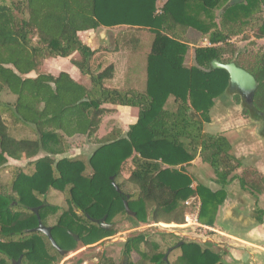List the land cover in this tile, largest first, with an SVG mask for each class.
<instances>
[{"label":"trees","instance_id":"1","mask_svg":"<svg viewBox=\"0 0 264 264\" xmlns=\"http://www.w3.org/2000/svg\"><path fill=\"white\" fill-rule=\"evenodd\" d=\"M228 1L0 0V174L15 152H21L32 168L30 173L17 168L1 187L0 264H14L19 258L20 264H57L59 253L44 235L33 231L34 208H39L40 220L51 228L56 244L68 253L78 242L92 245L114 234L92 221L103 217L111 225L121 215L135 225H182L186 202L192 198L200 204L198 223L213 227L226 198L224 188L234 180L238 164L225 137L203 132V125L212 122L215 101L229 93L228 74L210 65L232 55L229 36L252 27L254 21L256 38H264V0H244L230 7ZM101 27L125 30L118 36L130 34V29H146L153 35L144 91L114 88L112 68L101 70L100 63L95 64L98 50L84 45L78 35ZM188 29L211 45L194 50L195 66L189 68L183 65ZM73 55L78 58L72 64L89 78L90 86L64 72L57 76L40 72L45 59ZM252 59L249 67L240 66L257 82L252 105L243 103L244 115L261 124L264 50ZM170 98L173 110L167 104ZM108 106L136 108V123L126 133L114 128L98 138L86 163L65 156L69 139L97 136L103 118L113 112ZM25 131L29 137L19 138ZM205 154L220 190L192 187L186 167ZM128 159L133 166L126 181L134 188L131 192L115 183ZM88 169L91 173H86ZM51 190L65 195L67 209L46 203ZM124 202L134 217L126 214ZM50 217L51 226L46 223ZM181 243L175 264H225L217 251ZM142 244L151 253L141 250ZM132 252L140 255L138 264H170L158 244L143 234L124 243L123 255Z\"/></svg>","mask_w":264,"mask_h":264},{"label":"rangeland","instance_id":"2","mask_svg":"<svg viewBox=\"0 0 264 264\" xmlns=\"http://www.w3.org/2000/svg\"><path fill=\"white\" fill-rule=\"evenodd\" d=\"M164 1V0H162ZM161 8H158V10ZM216 15V23L220 26L219 19V11H215ZM261 17H264L262 14ZM264 19V18H263ZM257 21H254L249 27L241 32H235L229 36V42L231 48L234 50L232 55L223 56V60H234L238 63L239 66H243V68L249 67V63L253 60V56H255L261 50H264V38L258 39L256 38V30L255 28ZM114 33L119 34L125 30L113 28ZM124 29V28H122ZM130 34H146L148 37V47L150 49V41L153 39V35L146 29L143 30H133L130 29ZM226 31L225 29H222ZM237 31V29H235ZM113 33V32H112ZM146 43V44H147ZM183 43L188 45L187 51L190 54V61L187 64L183 65L189 67L195 66L194 62V50L201 47H210L206 38H203L197 32H194L188 29L185 33ZM135 49L140 50V52H134L130 54V56L139 58L136 61H141L143 55L144 47L146 45H139V43H133ZM133 49V50H135ZM140 53V54H139ZM187 54V53H186ZM45 59L40 67V72L57 75L58 68L54 66L55 70H52L53 65L55 64L52 59ZM46 60L52 61V63L45 62ZM186 60V59H185ZM186 63V62H185ZM75 69V68H74ZM141 69L139 66H136L135 72L136 74L141 73ZM65 71V70H62ZM68 72V71H67ZM136 76V75H135ZM134 76V77H135ZM139 77L141 75H138ZM144 81V78H143ZM141 82V84L143 83ZM146 84V83H145ZM228 100L225 99V103H229L230 106L225 107V110L220 108L213 111L211 113L212 118L215 120L211 125H203V132L210 135H222L230 142L231 147L240 146L242 143L247 142V134L248 131H256V129L260 130V124L253 122L250 118L244 115V107L241 103L240 98L235 97L233 94H226ZM109 107V106H108ZM174 106L169 110H173ZM112 114V113H111ZM107 115L103 118L102 123L97 132V136L92 139H87L85 137H74L68 140L69 150H67L65 156L74 157L75 159H79L84 163L87 162V159L92 154L94 149L97 146L98 138L103 137L105 134L110 133L114 128L121 127V132L127 129V126L119 123L118 120H110V116ZM197 120L198 117H195ZM230 120V121H229ZM229 122H232L230 124ZM123 129V130H122ZM247 130V131H246ZM232 132L231 134H229ZM29 132H22L19 138H27L29 137ZM97 137V138H96ZM43 154H40L42 156ZM202 159V158H201ZM204 160H209V154H205L203 156ZM209 162V161H208ZM210 164V163H209ZM209 164L205 167L203 174L205 175L203 179H208L211 172V167ZM19 168L22 169L24 173H30L32 168L29 167L28 162L24 159V155L21 152H15L13 156L8 158L7 166L4 171L0 174V190L3 184H5L11 177L13 176L14 171ZM133 170V166L131 163V159H128L118 176L115 179V183L121 185L125 192H131L134 188L127 184L126 181L129 178L131 172ZM86 173H91L88 169ZM204 182V180H201ZM46 203L55 205L61 210L67 209V204L65 201V195L51 190L47 194ZM185 205V204H184ZM187 208L185 211L184 224L177 225L174 223L166 224V223H148V224H137L135 225L126 216L121 215L116 217L111 223L113 224L114 234L108 238H105L97 243L92 245H83L81 243H77L76 250L69 252L67 255L59 256L57 264H121V259L123 255L124 243L133 237H136L140 234L145 235L150 242L156 243L159 246V251L162 253H166L168 248H172L171 252L168 253L166 261L170 264H175L176 259L179 255V251L177 248H173L176 244L181 242H193L200 245L201 248H209L212 251H217L220 253V250L223 249L224 246L219 244L218 234L213 233L212 230L208 228H204L200 226L197 222V212H198V202L197 200H191L189 205H185ZM79 215L80 212H77ZM54 219L51 217L46 220L47 225H53ZM220 220L217 218V226H219ZM229 223V222H228ZM233 227V225L231 226ZM217 230V229H215ZM217 233V232H216ZM164 235V237H163ZM168 235H175L174 238H168ZM60 241V240H59ZM141 250L146 253L150 252V248H146L144 244L140 246ZM179 248V247H178ZM222 252V251H221ZM129 257V258H128ZM127 257V263L138 264L142 261L140 255L136 252H132ZM223 262V261H222ZM225 263V262H223ZM144 264H151L146 261Z\"/></svg>","mask_w":264,"mask_h":264},{"label":"crops","instance_id":"3","mask_svg":"<svg viewBox=\"0 0 264 264\" xmlns=\"http://www.w3.org/2000/svg\"><path fill=\"white\" fill-rule=\"evenodd\" d=\"M113 30V28L101 27L95 31L79 33L78 36L81 42L91 50H98L94 55V62L96 65L100 63L99 69L103 70L104 67L112 68V84L114 88L118 90L144 91L146 88L147 57L151 52L153 39L150 41V49H147L149 40L146 34L118 36ZM134 42L139 43L142 47L146 45L143 54L141 53L143 57L140 62L136 61L140 57L136 59V57L130 56L134 52H140V50L134 48ZM189 56V51H187L184 57V64L189 63ZM77 58L78 55H73L69 58H49L54 60L55 64H58L53 65L51 69L55 70V66L58 68L57 75L64 72L74 81L84 86H90L89 78L81 74L72 64V60ZM48 60L45 62L51 64L52 61ZM136 66L142 68L140 74H136ZM47 74L57 76L50 72ZM138 75L141 76L139 77ZM142 81L143 83L141 84ZM227 98L225 95L218 98L215 101L212 112L219 109V107L225 110V107L230 106L229 103H225ZM167 104L170 108L174 105L171 98ZM108 108L113 109L112 114H107L112 115L108 117L110 120H118L119 123L127 126V129L122 131V133H126L129 126L137 121L138 110L136 108L121 106H109ZM211 119L212 122L205 125H211L215 121L212 116ZM229 123L232 124V122ZM262 126L264 127V120L260 124V130L256 129V131L250 130L246 132L247 142L242 143L240 146L231 147L230 153L238 164L232 175L235 178L224 188L226 198L217 211L213 227L200 225L218 234L219 244L224 246V251L221 249L220 254L225 264H264V132L261 131ZM120 128L117 127V129L121 130ZM222 136L224 137V134ZM208 164L207 160L197 156L186 167V171L193 182L192 187L195 188L197 184H201L212 191L220 190L221 187L216 183L217 178L210 164L209 166L213 173L211 172L208 179H203L205 175L203 174L204 169H202V166L206 167ZM201 180H204V182ZM191 200H197L198 205H200L198 198H192ZM191 200L188 201L189 204ZM217 218L220 220L219 226L216 223ZM232 225L233 227H231Z\"/></svg>","mask_w":264,"mask_h":264},{"label":"water","instance_id":"4","mask_svg":"<svg viewBox=\"0 0 264 264\" xmlns=\"http://www.w3.org/2000/svg\"><path fill=\"white\" fill-rule=\"evenodd\" d=\"M244 0H229L227 3V6H235L238 4H241ZM264 24V22H263ZM211 68L214 70H223L228 74L229 82H228V91L229 92H235L237 95H239L246 104L252 105L253 98L257 89V82L255 78L246 70L239 68L235 65L234 62L230 63H222L220 61L214 60L211 62ZM114 178L111 177V181H113ZM114 187L116 191L118 190V187L114 184ZM124 209L126 211V214L130 217H134V213L129 210L128 205L126 202H124ZM39 208H34L33 212L36 215L37 218V226L33 229V231L38 232L42 235H44L48 241L50 242L53 249H55L60 256H64L68 254V251L62 250L54 241L51 235V228L46 227L42 224L40 217L38 215ZM106 217H103L100 220H92L95 223H99L101 227L105 230H111L113 229V225L106 224L105 223ZM73 239L77 242L78 237L74 234H70ZM182 243L176 244L173 248H178ZM172 248L168 249L166 254L164 255V260L166 261L168 253H170ZM127 263V257L123 256L121 259V264ZM14 264H20V258L14 263Z\"/></svg>","mask_w":264,"mask_h":264},{"label":"flooded vegetation","instance_id":"5","mask_svg":"<svg viewBox=\"0 0 264 264\" xmlns=\"http://www.w3.org/2000/svg\"><path fill=\"white\" fill-rule=\"evenodd\" d=\"M264 22V21H263ZM190 30H192V31H194V32H196L194 29H190ZM208 41V40H207ZM229 42V41H228ZM209 43V42H208ZM230 43V42H229ZM221 44V43H220ZM210 45V44H209ZM211 46V45H210ZM201 48H205V47H201ZM218 61V60H217ZM220 62H222V63H230V62H234L235 63V65L237 66V67H239V68H242V67H240L239 65H238V63H236V61H234V60H227V61H225V60H223V59H221L220 60ZM243 69V68H242ZM228 94H233V95H235V97H236V93L233 91V92H229ZM238 97L240 98V100L242 101V103H245V101L238 95ZM246 104V103H245Z\"/></svg>","mask_w":264,"mask_h":264},{"label":"built area","instance_id":"6","mask_svg":"<svg viewBox=\"0 0 264 264\" xmlns=\"http://www.w3.org/2000/svg\"><path fill=\"white\" fill-rule=\"evenodd\" d=\"M186 205H189V203H188V202H186Z\"/></svg>","mask_w":264,"mask_h":264}]
</instances>
